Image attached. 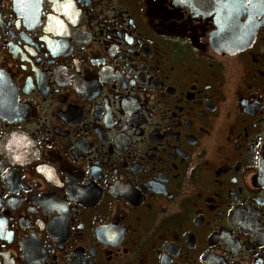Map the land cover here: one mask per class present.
Segmentation results:
<instances>
[{"label": "flooded vegetation", "instance_id": "flooded-vegetation-1", "mask_svg": "<svg viewBox=\"0 0 264 264\" xmlns=\"http://www.w3.org/2000/svg\"><path fill=\"white\" fill-rule=\"evenodd\" d=\"M263 153L264 0H0V264H264Z\"/></svg>", "mask_w": 264, "mask_h": 264}, {"label": "water", "instance_id": "water-1", "mask_svg": "<svg viewBox=\"0 0 264 264\" xmlns=\"http://www.w3.org/2000/svg\"><path fill=\"white\" fill-rule=\"evenodd\" d=\"M260 179L264 182V153H263V161H262V169Z\"/></svg>", "mask_w": 264, "mask_h": 264}, {"label": "snow or ice", "instance_id": "snow-or-ice-1", "mask_svg": "<svg viewBox=\"0 0 264 264\" xmlns=\"http://www.w3.org/2000/svg\"><path fill=\"white\" fill-rule=\"evenodd\" d=\"M68 7H71V4L70 3L68 4Z\"/></svg>", "mask_w": 264, "mask_h": 264}]
</instances>
